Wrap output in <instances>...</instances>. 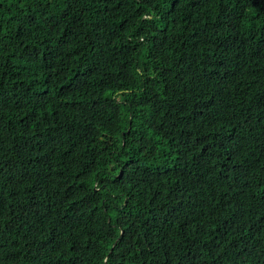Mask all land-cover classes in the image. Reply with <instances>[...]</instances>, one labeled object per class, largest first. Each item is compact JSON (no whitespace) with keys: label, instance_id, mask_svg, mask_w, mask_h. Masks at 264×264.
Segmentation results:
<instances>
[{"label":"trees","instance_id":"obj_1","mask_svg":"<svg viewBox=\"0 0 264 264\" xmlns=\"http://www.w3.org/2000/svg\"><path fill=\"white\" fill-rule=\"evenodd\" d=\"M0 264H264V0H0Z\"/></svg>","mask_w":264,"mask_h":264},{"label":"clouds","instance_id":"obj_2","mask_svg":"<svg viewBox=\"0 0 264 264\" xmlns=\"http://www.w3.org/2000/svg\"><path fill=\"white\" fill-rule=\"evenodd\" d=\"M142 41L143 39L139 40V42ZM95 191H97V189H95ZM179 224H180V234L182 235V240L184 243H188L189 237L191 236L192 223L189 221V219L186 216H184V218L179 221ZM10 233H11L10 236L13 238L15 242H17L18 244L21 243V237L17 231L13 230Z\"/></svg>","mask_w":264,"mask_h":264},{"label":"bare ground","instance_id":"obj_3","mask_svg":"<svg viewBox=\"0 0 264 264\" xmlns=\"http://www.w3.org/2000/svg\"><path fill=\"white\" fill-rule=\"evenodd\" d=\"M98 188V187H97Z\"/></svg>","mask_w":264,"mask_h":264}]
</instances>
